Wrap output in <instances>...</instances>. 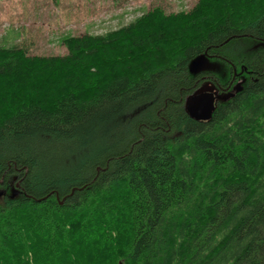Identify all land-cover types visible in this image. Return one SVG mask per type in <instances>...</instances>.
Segmentation results:
<instances>
[{
	"label": "trees",
	"instance_id": "16d2710c",
	"mask_svg": "<svg viewBox=\"0 0 264 264\" xmlns=\"http://www.w3.org/2000/svg\"><path fill=\"white\" fill-rule=\"evenodd\" d=\"M238 39L264 46V0L159 6L63 56L0 47V188L20 189L0 264H264V48L234 62ZM206 81L244 85L200 122Z\"/></svg>",
	"mask_w": 264,
	"mask_h": 264
},
{
	"label": "rangeland",
	"instance_id": "374dc122",
	"mask_svg": "<svg viewBox=\"0 0 264 264\" xmlns=\"http://www.w3.org/2000/svg\"><path fill=\"white\" fill-rule=\"evenodd\" d=\"M198 2L199 0H0V47L22 48L31 56H63L67 54L63 43L65 37L83 36L86 33L105 34L130 24L159 6L167 14L190 12ZM263 48L258 41L238 39L221 50V53L236 62L254 57ZM203 59L204 67L199 71L207 72L214 66L215 70L222 67V62L217 59ZM227 78V72L223 73V81ZM243 85L244 83L234 86L230 92H236ZM208 92L214 93L219 100L230 93L227 90L221 92L211 81H206L196 94ZM10 181L8 190L0 188V192H6L0 197V201L20 194V189L14 185L17 177Z\"/></svg>",
	"mask_w": 264,
	"mask_h": 264
},
{
	"label": "water",
	"instance_id": "95a60500",
	"mask_svg": "<svg viewBox=\"0 0 264 264\" xmlns=\"http://www.w3.org/2000/svg\"><path fill=\"white\" fill-rule=\"evenodd\" d=\"M203 58L204 57L196 60L193 63L192 66L193 72H199L200 69L203 70L202 68L204 67V64L202 62L204 60ZM195 66L198 67L195 68ZM216 102H217V97L214 93L208 92V93L196 94L187 100L186 111L192 119L200 122H206L212 118V115L216 108ZM5 193H6L5 191H1L0 197L4 196Z\"/></svg>",
	"mask_w": 264,
	"mask_h": 264
},
{
	"label": "flooded vegetation",
	"instance_id": "af4514ba",
	"mask_svg": "<svg viewBox=\"0 0 264 264\" xmlns=\"http://www.w3.org/2000/svg\"><path fill=\"white\" fill-rule=\"evenodd\" d=\"M213 84H214V83H213ZM214 85H215V84H214ZM215 86H216V85H215ZM216 87H217V86H216ZM217 89L220 90V91H221V90H222V91H226L225 89H223V88H221V87H217ZM216 97H217V101H218V100H219V99H218V96H216ZM216 103H217V102H216ZM18 189H19V188H18Z\"/></svg>",
	"mask_w": 264,
	"mask_h": 264
}]
</instances>
